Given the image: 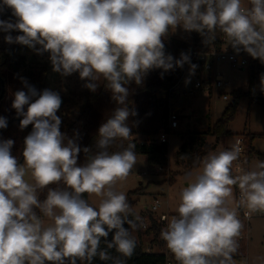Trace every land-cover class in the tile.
<instances>
[{"label":"clouds","instance_id":"9594fccd","mask_svg":"<svg viewBox=\"0 0 264 264\" xmlns=\"http://www.w3.org/2000/svg\"><path fill=\"white\" fill-rule=\"evenodd\" d=\"M5 8L16 17L0 19L5 42L48 53L53 72L78 73L92 92L103 80L117 106L98 128L95 151L82 148L78 132L69 137L61 131L60 94L38 91L21 78L26 91L14 93L12 108L22 117L20 129L32 125V130L24 138L22 163L12 154L14 140H0V264H92L96 257L126 264L136 248L133 232L143 227L116 187L137 164L130 85H142L154 70L163 77L185 64L189 76L195 74L188 53L177 59L166 51L165 39L177 30L198 33L205 45L219 32L235 53L264 64V0H248L247 6L243 0H0V13ZM260 88L264 91V74ZM7 125L0 116V129ZM118 139L127 146L110 151ZM242 153L237 140L205 155L194 177L186 175L177 214L160 232L179 264H235L243 229L238 208H246V218L264 213V160L251 170L237 163L233 175ZM85 193L99 197V204ZM110 249L119 255L113 257Z\"/></svg>","mask_w":264,"mask_h":264},{"label":"rangeland","instance_id":"374dc122","mask_svg":"<svg viewBox=\"0 0 264 264\" xmlns=\"http://www.w3.org/2000/svg\"><path fill=\"white\" fill-rule=\"evenodd\" d=\"M244 4H248V0H243ZM6 14L0 13V19L10 20L5 17ZM13 36L20 35L17 31L11 33ZM182 39H188L189 33L177 30L175 33ZM6 33L0 32V44L11 46L5 42ZM175 35V36H176ZM180 35V36H179ZM216 67V65H215ZM220 69L221 71H218ZM216 74L221 73L226 81L232 84L231 89L220 90L213 88L211 92H202L194 90V81L190 79L189 83L179 82L173 89L169 99L162 98L157 95V100L141 94L133 106L137 115L130 117V125L137 131L143 132H168L169 133V150H168V166L161 169L149 166L145 156H137V164L134 166L125 181L118 182L117 190L123 191L126 196L133 191L128 199L133 205V210L137 215L142 212L151 211L152 203L155 199L162 202L156 216L166 214L168 219L176 215V208L179 204V193L185 186V177L192 173L193 177L202 170V165H198L191 171H184L176 164L175 155L182 145L181 134L190 132H202L211 128L222 116L225 107L232 100V92L238 89L248 90L249 87V68L244 70L228 67L226 63L217 65ZM214 77H215V73ZM4 96L0 102V116L9 117L16 115L15 109L12 108L14 93L17 90H25L21 82V78H25L29 84L34 86L38 91L51 89L58 92L62 98L61 108L57 115L61 118V131H65L77 119L86 105L90 94H97L103 84L100 81V87L92 92L83 86L78 73L64 77L52 71L51 63L48 56L28 54L26 59V67L20 72L8 70L4 72ZM255 91L259 98L250 102L249 98H244L239 104V109L235 120L230 124L231 136L225 142L217 141L210 138V142L217 144L213 152H218L229 148L237 137L246 135L264 134V91L260 88V79L255 82ZM228 92L229 100L223 99V93ZM159 101L166 104L161 106ZM168 109V111H167ZM179 109L178 113L182 120L176 130L169 128V114L171 111ZM190 117V119H189ZM167 122L165 123V119ZM135 121L133 124L132 122ZM31 126V125H30ZM139 142L148 139L147 135L139 134L136 136ZM247 141V140H246ZM253 147L264 154V138H257L253 141ZM257 159L251 160V169L254 168ZM173 173H177L174 182ZM46 189L41 192V196ZM234 197H236L235 186L233 187ZM237 198V197H236ZM99 197L89 194V202L94 206L99 204ZM244 210L246 208L242 207ZM50 221L46 220V223ZM167 222H165V227ZM149 226V225H148ZM143 232V243L146 250L158 251L159 247L152 246L150 238L144 234L143 228L133 232V236L138 238L137 234ZM247 246V255L235 262V264H264V218H254L249 224L248 237L242 241ZM241 242V243H242ZM165 249H168L165 246ZM169 250V249H168ZM77 264H80L79 260Z\"/></svg>","mask_w":264,"mask_h":264},{"label":"trees","instance_id":"16d2710c","mask_svg":"<svg viewBox=\"0 0 264 264\" xmlns=\"http://www.w3.org/2000/svg\"><path fill=\"white\" fill-rule=\"evenodd\" d=\"M11 9L5 8L2 12L6 14L5 17L15 22L16 17H14L10 12ZM224 36L221 33H217V39L211 45H205L202 43L201 36L192 32L189 33V38L182 39L170 34L165 39V47L167 53L171 52L173 57L179 58L181 52H186L190 55L192 59V46L198 47L202 52H209L212 48H221L224 43ZM243 52V51H242ZM35 52L28 48L27 46L20 44H13L11 46L0 44V97L3 91L2 81H5L4 72L8 70H13L15 72H20L26 67V59L28 54H34ZM247 54L246 52H243ZM42 56H48V53H44ZM188 64H185L183 68H176L174 71H169L164 73L161 77V70L157 69L149 73L145 78L142 85L137 86L134 83L130 85V96L128 99V105L133 109L138 97L141 94H146L148 97L156 99L157 95L166 90L175 88L178 81L184 74ZM199 72L201 78L205 79L206 74L201 71V65H199ZM249 87L248 90L238 89L232 92V100L225 107L220 119L207 131L202 132H186L181 134L182 145L177 151L175 158L176 164L180 166L184 171H191L201 164L202 158L210 152H213L217 144L210 142V138L217 141H223L231 136L230 124L235 120L239 104L242 99L249 98L250 102L259 98L255 91V82L260 79L261 74H264V64H262L258 59H250L249 64ZM104 84V81H103ZM102 84L101 90L97 94H90L86 105L84 106L82 112L77 117V119L69 126V128L64 133L67 136L72 137L74 133H79L80 139L79 143L81 147H90L95 151V142L98 137V128L100 125L106 121V119L112 114L114 108L117 106L111 98V93ZM211 92V91H210ZM3 100V99H2ZM0 100V102L2 101ZM159 105L166 104L159 101ZM168 111V109H167ZM8 121L7 128L0 129V140L2 139H12L14 140V145L12 148V154L17 156V158L22 163V151L24 147V138L31 132L30 127L21 130L19 127V121L22 117L9 116L6 117ZM167 118L165 119V123ZM130 124V120H129ZM32 128V125H31ZM134 134L132 140L136 145L137 156H145L149 166L158 167L161 169H166L168 166V150H169V133L168 132H143L137 131L132 128ZM139 134H144L148 136V139L144 142H139L136 136ZM248 143L247 158L249 161L252 159H257L259 161L264 160V154L260 153L253 147V141L257 138H264V134L260 135H246L245 136ZM128 141H123L118 139L110 151L120 150V146H127ZM227 149V148H226ZM86 156L83 152L79 155V163H84ZM173 179L171 184L174 182L177 173H173ZM138 191L130 192L127 195V199L130 198L132 194ZM45 193L41 196L43 199ZM85 198L89 200V194H84ZM133 213H137L133 210V205L129 202ZM141 218L148 217L150 219L149 226L144 234L150 238L151 245L157 246L161 249L158 251L152 250L148 251L145 248L143 239L141 237L136 239V248L134 254L126 259V264H179L175 259L174 254L170 250L165 249L166 242L160 237V232L162 228H165V222L157 218L151 211L143 212L139 215ZM126 228L129 227L127 224L124 225ZM114 231L109 233L107 237L108 241H111ZM101 248H106L104 243V238L101 240ZM113 257L119 254L115 252V249L108 250ZM247 255V246L242 242L239 243L238 253L234 255V261L241 260ZM92 264H113V261H102L98 257L94 258Z\"/></svg>","mask_w":264,"mask_h":264},{"label":"built area","instance_id":"2783aa9c","mask_svg":"<svg viewBox=\"0 0 264 264\" xmlns=\"http://www.w3.org/2000/svg\"><path fill=\"white\" fill-rule=\"evenodd\" d=\"M251 58L252 57L250 55L245 54L242 51L239 54L235 53L234 50L231 48V46L227 44L226 38H224V43L221 48L219 49L212 48L209 52H202L199 50L198 47L192 46L191 62L197 65L195 74L189 76V65H188L179 82L180 81L185 82L186 79H192L194 81V86H193L194 90L202 91V92H207V91L210 92L214 87L220 90L231 89L232 87L231 82L226 81L221 73L216 74V72H214L215 65H221L226 63L228 67L244 70L245 68L249 67ZM199 65H201V71L206 74L205 79L201 78V74L198 70L200 68ZM218 71L221 70L218 69ZM213 73L216 74L215 77ZM173 89L162 91L159 94L162 96V98L169 99L170 96L172 95ZM229 95L230 94L228 92H224L223 99L226 101L229 100ZM178 111L179 109L175 111H171V113L169 114L170 130H176L179 127V124L181 123L182 117L178 113ZM237 140L241 141L243 153L241 155L240 160L238 162H234L233 164V175L237 174L236 173L237 163L241 168L245 170H251V161H249L247 158L248 143L246 141V138L244 136H240L236 138L235 142ZM235 191H236V197L238 199L239 189L237 186H235ZM161 207H162V202L159 201V199H155L151 206V212L156 216ZM245 211L246 210H244L242 207L238 208V217L243 223L241 236L238 238L239 243H241L244 240V238L248 237L250 221L254 218H264V213L262 212H257L253 214L251 218H246L244 216ZM156 217L164 222H166L168 219L166 214H162ZM142 220H143L142 228L144 231H146L150 223V219L148 217H144L142 218ZM167 264H171V263H167Z\"/></svg>","mask_w":264,"mask_h":264},{"label":"water","instance_id":"95a60500","mask_svg":"<svg viewBox=\"0 0 264 264\" xmlns=\"http://www.w3.org/2000/svg\"><path fill=\"white\" fill-rule=\"evenodd\" d=\"M11 14H12V11L10 12ZM170 54H171V52H169ZM172 55V54H171ZM2 85H3V87H4V82L2 81ZM3 96H4V89H3V91H2V95H1V97H0V100H2V98H3ZM29 127H30V131L32 130V128H31V126L29 125Z\"/></svg>","mask_w":264,"mask_h":264},{"label":"crops","instance_id":"0c3cea01","mask_svg":"<svg viewBox=\"0 0 264 264\" xmlns=\"http://www.w3.org/2000/svg\"><path fill=\"white\" fill-rule=\"evenodd\" d=\"M175 35H176V34H175ZM176 36H178V35H176ZM179 36H180V35H179ZM221 65H222V64H221ZM216 67H217V65H216ZM216 67H215V68H216ZM219 70H220V69H219ZM142 213H143V212H142ZM167 220H168V219H167ZM166 222H167V221H166ZM142 235H143V232H139V233L137 234L138 237H143Z\"/></svg>","mask_w":264,"mask_h":264}]
</instances>
